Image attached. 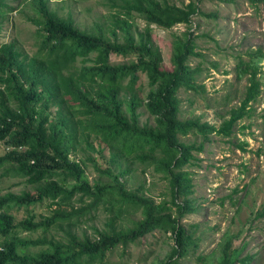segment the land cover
<instances>
[{"label": "trees", "instance_id": "trees-1", "mask_svg": "<svg viewBox=\"0 0 264 264\" xmlns=\"http://www.w3.org/2000/svg\"><path fill=\"white\" fill-rule=\"evenodd\" d=\"M24 1L30 13L23 15L35 27L37 48L28 55L15 40L0 43V142L6 145L0 155V176L20 179L30 190L0 194V264H104L106 252L134 243L154 229L171 232L175 246L165 264H176L174 257L197 246L177 218L197 209L188 197L191 172L185 167L194 165L193 152L202 150L201 143L185 144L178 137L193 131L205 141L212 132L229 137L259 94L258 67L251 62L238 64L239 74L247 76L244 97L216 129L197 118L181 117L176 92L201 89L195 83L199 70L188 63L191 40L173 43L172 69L163 70L150 30L134 33L131 22L122 18L136 13L148 25L169 29L188 23L201 0L184 6L168 0H109L111 8L121 12L110 14L108 26H96L94 31L78 28L71 17L50 9L46 0ZM6 10L13 7L0 0V29ZM112 56L128 62L111 64ZM248 56L261 60L264 52L257 49ZM142 76L148 87L144 98L140 97ZM138 108L152 117V124L139 123ZM103 151L108 165L98 169L91 154ZM86 161L109 182L83 180ZM134 165L151 167L167 180L174 216L166 202L144 196L142 185L127 188ZM44 200L56 208L36 219L29 207ZM72 200L80 205L75 207ZM99 206L111 214L104 224L107 229L94 228L93 238L76 234L73 228L85 222L80 218ZM128 208L140 209L141 218L130 227L116 226ZM19 209L26 215L17 220L12 211ZM52 227L59 228L63 238L20 236L38 230L46 233ZM232 239L227 237L219 247L216 264H249L253 256L240 257Z\"/></svg>", "mask_w": 264, "mask_h": 264}, {"label": "rangeland", "instance_id": "rangeland-1", "mask_svg": "<svg viewBox=\"0 0 264 264\" xmlns=\"http://www.w3.org/2000/svg\"><path fill=\"white\" fill-rule=\"evenodd\" d=\"M189 1L168 0L176 6H184ZM5 2L13 7V11L5 12L0 43L15 40L25 53L32 55L37 48L35 27L24 18L23 14L30 13L26 5H22L25 1ZM46 4L60 16L71 17L74 24L85 31H94L96 26H108L110 14L121 12L117 7L111 8L109 0H46ZM122 18L131 22L134 33L146 28L150 30V39L161 55L163 70L172 69L173 43L183 42L186 38L191 40L193 54L188 57V63L191 68H198L195 83L201 89L194 92L181 88L176 92L182 118H197L199 122H206L217 129L229 117L230 109L240 105L248 85L247 76L238 72V64L251 62L258 67L259 94L246 108L249 109L247 115L236 121L229 137L212 132L205 141L194 131L178 137L179 142L185 144L201 143L202 150L193 152L195 164L185 167L191 172L192 193L188 197L191 207L197 205V209L177 218L197 246L174 259L176 264H216L219 247L224 245L227 237H232V248L240 250V257L252 255L249 264H264V59L249 60L248 56V52L257 49L264 52V0H201L188 23L176 24L169 29L148 25L136 13H132L130 18ZM127 59L112 56L110 62L115 65L128 62ZM78 64L79 61L76 62ZM140 84V97L144 98L148 92L144 76ZM138 112H141L138 117L140 124L153 123L152 117L142 108H138ZM5 150L6 145L0 142V155ZM91 156L98 169L107 167L105 151ZM79 157L80 154L75 156ZM107 179L86 161L83 180L91 184L94 181L109 182ZM72 185L68 184L67 188ZM141 185L144 196L155 203L166 202L175 215L168 182L162 175L154 174L151 167L134 165L126 186L135 190ZM25 190L30 188L22 180L0 176V194H19ZM77 197L78 194L74 199ZM50 202L44 200L29 207L36 219L49 216L56 208ZM73 205L78 207L80 204L73 201ZM12 213L17 220L26 215L23 209ZM109 216L111 214L99 206L96 211L80 218L85 222H79L73 231L93 238L94 228L107 229L104 224ZM140 218V209L128 208L116 226L130 227ZM46 231L24 232L20 236L36 238L43 235L55 240L64 236L59 228L52 227ZM174 246L169 230L154 229L134 243L119 245L106 252L104 264H165Z\"/></svg>", "mask_w": 264, "mask_h": 264}]
</instances>
